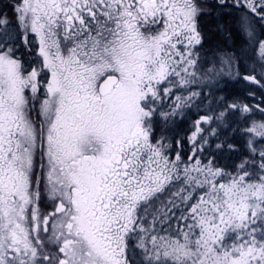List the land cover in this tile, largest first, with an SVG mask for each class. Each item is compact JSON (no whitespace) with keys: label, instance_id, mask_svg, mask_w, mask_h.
<instances>
[{"label":"snow or ice","instance_id":"1","mask_svg":"<svg viewBox=\"0 0 264 264\" xmlns=\"http://www.w3.org/2000/svg\"><path fill=\"white\" fill-rule=\"evenodd\" d=\"M0 264H264V0H0Z\"/></svg>","mask_w":264,"mask_h":264},{"label":"flooded vegetation","instance_id":"2","mask_svg":"<svg viewBox=\"0 0 264 264\" xmlns=\"http://www.w3.org/2000/svg\"><path fill=\"white\" fill-rule=\"evenodd\" d=\"M211 39H212L213 43H216L219 41L220 38L219 37H211Z\"/></svg>","mask_w":264,"mask_h":264}]
</instances>
